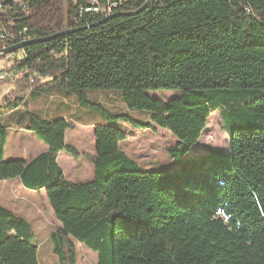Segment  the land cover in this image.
I'll return each instance as SVG.
<instances>
[{
    "label": "trees",
    "instance_id": "trees-1",
    "mask_svg": "<svg viewBox=\"0 0 264 264\" xmlns=\"http://www.w3.org/2000/svg\"><path fill=\"white\" fill-rule=\"evenodd\" d=\"M89 1L77 0L78 7ZM147 2L128 0L112 16L87 15L72 28L65 0H31L33 17L11 12L6 21L30 27L34 39L68 33L17 51L23 56L0 70L20 74L0 117L19 108L24 92L37 98L46 85L66 90L110 122L168 130L178 140L168 150L177 169L142 170L120 148L126 135L101 125L95 155H85L94 179L71 182L58 162L63 152L83 156L67 143L71 121L32 114L26 130L47 151L5 161L9 135L0 127V183L19 180L45 191L61 224L51 235L60 264H77V243L96 253L98 264H264V0H151L142 10ZM78 7L72 4L70 20ZM87 90L122 91L128 112L93 103ZM171 90L186 94L169 102L147 94ZM215 112L230 150L207 147L197 159L187 157ZM0 264H39L31 226L3 207Z\"/></svg>",
    "mask_w": 264,
    "mask_h": 264
},
{
    "label": "rangeland",
    "instance_id": "rangeland-1",
    "mask_svg": "<svg viewBox=\"0 0 264 264\" xmlns=\"http://www.w3.org/2000/svg\"><path fill=\"white\" fill-rule=\"evenodd\" d=\"M67 2L68 0H65V25L70 21L67 17L70 10ZM4 12L5 10L0 8V18L3 17ZM33 13L31 11V17ZM32 21L36 22L37 17ZM7 56V58H2L0 55V70L14 64L23 54L19 52L16 56ZM4 73V78L0 81V105L5 102L6 96L14 100L11 91H16L18 84L13 79H20V74L15 76L12 71ZM7 79L10 80L5 81ZM48 81L44 80L41 84L45 85ZM45 88L48 89L47 94L37 98H31L29 92H24L19 96L23 99L19 108L0 117V127L6 128L9 135L5 147V161L31 160L44 151L46 152L47 145L35 134L26 130L32 126L31 115L38 114L47 120L54 121L66 117L71 121L72 128L66 133L67 143L75 147L83 156L76 160L70 154L63 152L58 159L66 178L71 182L84 183L94 179V167L85 155H95L94 132L96 126L101 125H113L126 135L127 139L121 142L120 148L142 170L151 172L177 169L168 150L176 147L178 140L168 130L160 128L156 132L141 131L122 122H110L98 110L80 106L75 94L47 85ZM147 94L152 99L169 102L172 99L183 97L186 93L181 90H171L150 91ZM86 95L90 101L103 105L112 113L128 112L123 92L120 90H87ZM130 113L140 120L150 119V114L147 112ZM207 147L223 151L230 150L228 130L225 128L220 112L212 114L206 131L187 157L197 159L205 154ZM0 207L14 212L19 219L31 226L36 235L39 264H60L57 256L53 254L51 235L61 227V224L54 216L45 191L35 193L27 190L19 180L1 182ZM77 249V264H98L96 253L83 244L77 243Z\"/></svg>",
    "mask_w": 264,
    "mask_h": 264
},
{
    "label": "built area",
    "instance_id": "built-area-1",
    "mask_svg": "<svg viewBox=\"0 0 264 264\" xmlns=\"http://www.w3.org/2000/svg\"><path fill=\"white\" fill-rule=\"evenodd\" d=\"M128 0H119L114 2L112 0H90L87 6H79L77 0H68V7L71 8L72 4L77 6V12L68 22L66 28H72L84 21L87 15L99 16L102 18L112 16L120 6L125 5ZM6 2H10V6H6ZM30 2L31 0H1L0 8L4 9V15L0 18V55H3V51L11 48L15 45L25 43L34 39L30 35V27H23L22 29L16 28V24L12 21H6L9 14L13 12L15 15H25L30 17ZM17 54H14L16 56ZM5 74V73H4ZM1 79L4 75L1 74Z\"/></svg>",
    "mask_w": 264,
    "mask_h": 264
},
{
    "label": "water",
    "instance_id": "water-1",
    "mask_svg": "<svg viewBox=\"0 0 264 264\" xmlns=\"http://www.w3.org/2000/svg\"><path fill=\"white\" fill-rule=\"evenodd\" d=\"M151 2V0H148L147 4L142 8V10H144L147 5ZM10 4V2H6L5 4ZM137 13H132V15H136ZM68 32H63V33H60V34H57V35H54V36H51V37H47V38H39V39H32L31 41H28V42H25V43H21V44H18V45H15L11 48H8L6 50L3 51V55H13L15 54L17 51H20V50H23L31 45H34V44H39V43H46V42H49L59 36H63L65 34H67Z\"/></svg>",
    "mask_w": 264,
    "mask_h": 264
},
{
    "label": "crops",
    "instance_id": "crops-1",
    "mask_svg": "<svg viewBox=\"0 0 264 264\" xmlns=\"http://www.w3.org/2000/svg\"><path fill=\"white\" fill-rule=\"evenodd\" d=\"M33 134H34V133H33ZM35 136H36V135H35ZM46 151H47V149H46ZM44 152H45V151H44ZM44 152H43V153H44ZM41 154H42V153H41ZM38 156H39V155H38ZM20 183H21V182H20Z\"/></svg>",
    "mask_w": 264,
    "mask_h": 264
}]
</instances>
